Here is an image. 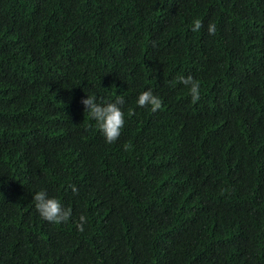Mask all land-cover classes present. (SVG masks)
<instances>
[{"label":"trees","instance_id":"16d2710c","mask_svg":"<svg viewBox=\"0 0 264 264\" xmlns=\"http://www.w3.org/2000/svg\"><path fill=\"white\" fill-rule=\"evenodd\" d=\"M0 264H264V0H0Z\"/></svg>","mask_w":264,"mask_h":264},{"label":"clouds","instance_id":"9594fccd","mask_svg":"<svg viewBox=\"0 0 264 264\" xmlns=\"http://www.w3.org/2000/svg\"><path fill=\"white\" fill-rule=\"evenodd\" d=\"M204 28L201 20L197 19L193 22L191 30L198 32ZM216 25L210 23L207 25V32L209 35L216 34ZM179 82L189 89L192 101L195 103L200 99V85L193 79L192 76L179 77ZM81 103L85 106L89 117L96 122L98 130L102 133L105 141L109 144L114 143L121 135V129L125 124V114L121 110L124 104L123 97L117 96L114 102L107 104H100L96 102V98L87 95L86 99H82ZM136 104L141 108H150L152 112H156L162 106V101L155 96L151 90H146L138 95ZM73 194L78 193L75 185H69ZM32 200L34 201L35 210L39 216L50 223L59 224L67 223L71 218V209L62 207L61 202L56 198H49L46 191L41 190L35 192ZM87 223V218L80 215L76 228L78 231H84V225Z\"/></svg>","mask_w":264,"mask_h":264}]
</instances>
